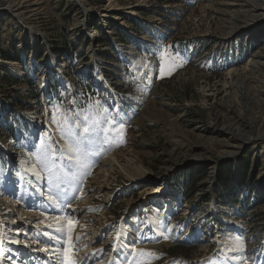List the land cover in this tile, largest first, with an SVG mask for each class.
<instances>
[{"label":"rangeland","instance_id":"obj_1","mask_svg":"<svg viewBox=\"0 0 264 264\" xmlns=\"http://www.w3.org/2000/svg\"><path fill=\"white\" fill-rule=\"evenodd\" d=\"M80 1L87 10L77 0L0 1V127L15 139L0 140V264L54 254H35L52 242L27 214L71 221L79 240L68 248L67 226L63 249L76 264H127L132 245L159 254L151 264H264V19L249 13L258 0H116L104 18L108 0ZM157 29L167 33L159 47L137 44ZM124 46L141 57L121 71ZM65 111L79 125L109 115L124 127L92 137L91 167L73 168L75 179L57 170L56 188L35 153L41 141L67 152L53 122ZM115 152L109 175L97 174ZM49 195L64 213L46 209Z\"/></svg>","mask_w":264,"mask_h":264},{"label":"snow or ice","instance_id":"obj_2","mask_svg":"<svg viewBox=\"0 0 264 264\" xmlns=\"http://www.w3.org/2000/svg\"><path fill=\"white\" fill-rule=\"evenodd\" d=\"M97 104L99 105V101L97 102ZM57 112H60V110L57 109ZM104 112H108L107 108L104 109ZM76 115L79 116V114ZM84 120L86 121V123L83 125H79L72 121V117L67 115V111L60 115L59 119H57V116L54 114L53 122L57 123L58 129L61 130V138L65 141L67 152H58L53 147V145L45 144L44 141H41L42 148L40 151L35 153L37 163H39L41 167L49 173L50 187L54 186L56 188H59L60 176L58 172L63 173V176L66 178L75 179L76 173L73 171V168L81 170L91 167V165L87 162V156L89 155V152L87 151L86 143L90 142L92 137H98L101 134H104L106 139H113L114 134H122V130L124 127L121 121L109 119V115H104L99 119L93 121H88V117L85 116ZM108 125H111L112 127H108ZM79 127H82L83 134L77 132L76 129ZM65 158L67 159V161L72 162L66 165L67 171H65V166L57 163L58 161H64ZM28 171H32L34 174L39 175V173L36 172L35 167H33L32 169H28ZM48 199L52 204H57V200L53 199L51 195H49ZM55 220L56 223L59 224V227L55 229L56 233H58L59 235L53 236L50 233H45V235H48L50 239H56L61 244H63V233L65 231V228L61 221L67 220V217H56ZM47 227H51V225H48ZM72 230V223L69 220L68 242L70 249H73L76 241L79 240V237L73 239ZM121 238L122 234L117 233L116 239L119 241ZM13 243H20V241H13ZM236 244L238 249L243 248V241L239 238H236ZM125 251L128 252V255L133 256V260L127 261V264H151L153 258H159V254L154 252L141 251L137 253L134 245L131 246L130 251H128V247L125 248ZM59 256L62 258L61 264H76V261L71 259V254L66 252L63 248L59 250Z\"/></svg>","mask_w":264,"mask_h":264},{"label":"bare ground","instance_id":"obj_3","mask_svg":"<svg viewBox=\"0 0 264 264\" xmlns=\"http://www.w3.org/2000/svg\"><path fill=\"white\" fill-rule=\"evenodd\" d=\"M1 1V0H0ZM3 1V0H2ZM77 2L78 3H80L81 5H82V7H84L85 8V6L82 4V2L80 1V0H77ZM234 1L233 0H229V3L227 4V5H230V6H233V3ZM258 2H259V4H257V6H255L249 13H252L253 15H252V17H253V20H255V19H257V18H260V19H264V0H258ZM43 3V2H42ZM108 6H107V8L105 9V11H103V13L104 14H102L101 15V17L102 18H104V17H107L108 15L107 14H105V13H108L110 10H114V9H118L117 7H118V3H117V1L116 0H108ZM85 10H87L86 8H85ZM132 13H134V12H132ZM157 22V21H156ZM165 26V25H164ZM147 34V37H142L141 39L139 38V37H136L135 39H136V42H137V44L140 46V47H147V48H154V47H159V44L160 43H162V41H160L159 39L160 38H163L164 39V37L167 35V33L163 30V29H157V31H155V30H151L150 32H146ZM159 34H161L162 36H160ZM142 35V34H141ZM149 38V39H148ZM123 45V44H122ZM124 48H126L128 51L127 52H125V54H124V58H125V61H122L123 63H121L119 66V69L121 70V71H123V70H125V66H130V65H135V66H138L139 65V59H140V54H139V51L138 50H136L135 48H133V47H131V46H124ZM156 61H157V59H156ZM258 62V61H257ZM12 66H13V68L14 69H17L18 67H19V65L17 64V63H14L13 62V64H12ZM232 74V72L229 74V75H231ZM57 77H61V75L58 73L57 74ZM127 77V76H126ZM123 78H124V76H123ZM101 81H102V79H101ZM100 80H97V82H101ZM63 82V81H62ZM61 86L63 87V88H69L70 87V84L67 82H63L62 84H61ZM70 90V89H69ZM116 111L117 112H119V110L116 108ZM118 115L119 116H121V114L120 113H118ZM249 129H251V130H253V126H251V127H249ZM38 130V129H37ZM37 133V132H36ZM31 139V138H30ZM29 140V139H28ZM33 140V139H32ZM118 157H120V155H119V153L118 152H115V153H113V154H110V155H108V157L105 159V160H103V161H101V164H100V168H99V170H98V173L97 174H104V175H109V173H110V171H112V169H113V167L112 166H114V164H117L118 163ZM45 198V197H44ZM41 199V198H40ZM46 200H48V199H46ZM40 201V200H39ZM13 204V203H12ZM36 205V207H40L42 204H37V203H35ZM86 204V203H85ZM82 206L84 207V205L82 204ZM82 206L80 205L79 206V204L77 205V207H78V209H82ZM45 207H46V209L47 210H50V209H52V210H54V213L55 214H60L63 210H62V208H58V207H55L53 204H51V203H47L46 205H45ZM80 212H81V210H80ZM63 213H64V211H63ZM79 214V213H78ZM30 216V217H29ZM61 216V215H60ZM85 216V215H84ZM25 217H29V218H27L28 220H31V222H33V223H36V225L35 226H33V229L35 228H37V232H40V235H43V234H45L46 233V231L45 230H49L50 231V233L53 235V236H56V235H59L58 233H56V231H55V229L57 228V227H59V224H57L56 223V220H55V218L56 217H59V216H50V215H47L46 214V216H39V215H30V214H27ZM46 218L45 220H43L42 221V219L43 218ZM77 217V216H76ZM41 219V220H40ZM41 222H43V223H41ZM61 223L64 225V228H65V231H64V233H63V244H61L59 241H57V242H59V244L58 245H56V246H54V241L56 240V239H50V238H48L49 240H50V242H52V244L51 245H43V246H40L39 247V249L41 248V251H39V249H35V250H33L34 252H35V254L37 255V254H39L40 256H45V253H43L42 252V250H49L50 252H53L54 254L52 255V256H49L48 257V262L46 263V264H54L55 262L57 263V264H61V257L59 256V250H60V248H63L64 247V244H65V233H66V227L68 226V222L66 221H61ZM48 225H51V227H47ZM40 227V229L41 230H38V228ZM42 227V228H41ZM46 228H48V229H46ZM43 232V234H42V232ZM48 236V235H47ZM45 239V238H44ZM38 244V243H37ZM47 246H49V247H47ZM57 247V248H56ZM60 247V248H59ZM33 248V247H32ZM34 248H36V247H34ZM66 248V247H65ZM69 248V247H68ZM67 249V248H66ZM74 249V248H73ZM22 250V249H21ZM20 250V251H21ZM24 250V249H23ZM29 251H31L30 249H28ZM68 250H70V249H68ZM32 251V252H33ZM37 251H39V252H37ZM46 252V251H45ZM47 253V252H46ZM52 254V253H51ZM121 255V254H120ZM120 255H118V257H121ZM55 256H57L58 258H60V260H56L55 259V261H52V258L53 257H55ZM75 256V255H74ZM73 257V256H72ZM71 257V258H72ZM76 257H77V255H76ZM73 259V258H72ZM80 259V258H79ZM121 259V258H120ZM112 264V263H111ZM113 264H115V263H113Z\"/></svg>","mask_w":264,"mask_h":264},{"label":"trees","instance_id":"obj_4","mask_svg":"<svg viewBox=\"0 0 264 264\" xmlns=\"http://www.w3.org/2000/svg\"><path fill=\"white\" fill-rule=\"evenodd\" d=\"M18 57H19V52L17 53V57H11V56H9V55H5L3 58L4 59H8V60H16V61H19V59H18ZM35 58L37 59V60H40L41 59V57H40V54L37 52H35ZM12 79V78H11ZM12 81H15V80H12ZM17 82V81H16ZM21 83V82H20ZM28 84H29V86L30 87H32V93H31V96H30V99L31 100H38L39 99V93H38V91H36V88L33 86V84H32V82L29 80L28 81ZM51 90V89H50ZM49 90V91H50ZM29 100V99H28ZM25 104H27L28 105V103H25ZM11 105V104H10ZM24 108L23 109H27L28 107H26V105L25 106H23ZM2 138H5V139H8V140H11V141H13V144H15V139L13 138V136H12V134L10 133H8V134H6V131H4L3 130V128H1L0 127V140H2ZM4 140V139H3ZM256 162H259V161H256ZM248 163L249 162H245V164L246 165H248ZM244 164V163H243ZM255 166H257V165H255ZM248 167V166H247ZM200 175H199V177H197V179H199V178H201V177H203V175H204V173H199ZM247 176H248V172L246 171V170H242V172H241V174H240V182H241V184H246L247 183ZM255 176V175H254ZM220 177V179H221V181H222V185L225 187V186H228V184L226 183V180H228L229 181V174H226V175H224V176H222L221 177V175L219 176ZM177 187H180V185H177ZM176 187V188H177ZM181 189V188H180ZM224 190H225V188H224ZM181 191V190H180ZM194 192H195V186H190V188L188 187V188H185V191H184V189H183V191H181L180 192V195L184 198L185 197V199H190V197H192V195L194 194ZM241 192H243V191H241ZM250 192H253L251 189H250ZM259 195H260V193H259ZM229 196H230V198L231 199H233V202H240L239 201V199L236 197V198H233V197H231L232 196V194H229ZM182 198V199H183Z\"/></svg>","mask_w":264,"mask_h":264}]
</instances>
